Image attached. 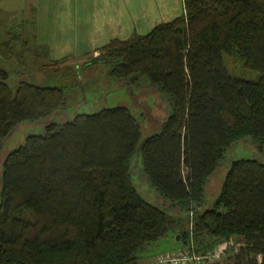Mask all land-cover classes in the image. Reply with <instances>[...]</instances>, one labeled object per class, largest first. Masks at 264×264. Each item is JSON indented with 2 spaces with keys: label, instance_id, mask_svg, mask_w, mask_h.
Listing matches in <instances>:
<instances>
[{
  "label": "trees",
  "instance_id": "trees-1",
  "mask_svg": "<svg viewBox=\"0 0 264 264\" xmlns=\"http://www.w3.org/2000/svg\"><path fill=\"white\" fill-rule=\"evenodd\" d=\"M95 51L85 66L104 64L107 77L124 84L143 78L169 112L144 137L124 106L78 113L47 121L7 151L0 264H137L145 246L168 232L195 254L232 239L234 264H264V161L229 160L211 206L199 210L230 144L247 138L264 150V0H182L179 16ZM224 54L255 79L228 75ZM9 75L0 66V140L21 121L66 108L61 87L24 77L8 84ZM134 158L176 213L137 193Z\"/></svg>",
  "mask_w": 264,
  "mask_h": 264
},
{
  "label": "rangeland",
  "instance_id": "rangeland-1",
  "mask_svg": "<svg viewBox=\"0 0 264 264\" xmlns=\"http://www.w3.org/2000/svg\"><path fill=\"white\" fill-rule=\"evenodd\" d=\"M33 22V0H0V66L10 68L8 84L12 78L24 77L27 81L41 86L61 87L67 105L63 111L55 112L44 119L16 124L10 134L0 140V165L7 151L20 143L25 135L42 133L47 121L60 123L75 114L91 113L99 108L117 105L126 107L137 119L141 137L157 129L168 114L169 105L164 95L154 86L149 85L143 78H139L134 84L118 82L107 77L104 64L85 66L84 62L88 60L86 56L66 58L53 64L50 54L33 42ZM222 64L232 78L253 80L256 77L255 72L244 69L238 61L225 54L222 56ZM235 158L264 161V150L257 149L247 138L230 144L216 170L205 183L199 210L211 206L228 161ZM131 184L149 203L162 209L167 206L168 202L158 196L142 173L139 158L131 160ZM165 209L170 214L176 213L175 209ZM183 227H187L185 217ZM176 235V232H168L146 245L137 264H154L157 256L176 252L181 248V242L175 240ZM227 244L226 247H232V251H222L217 258L203 263L234 264L233 254L239 244L232 239Z\"/></svg>",
  "mask_w": 264,
  "mask_h": 264
},
{
  "label": "crops",
  "instance_id": "crops-1",
  "mask_svg": "<svg viewBox=\"0 0 264 264\" xmlns=\"http://www.w3.org/2000/svg\"><path fill=\"white\" fill-rule=\"evenodd\" d=\"M181 13L182 0H33L32 37L51 61L83 58L111 39L144 34Z\"/></svg>",
  "mask_w": 264,
  "mask_h": 264
},
{
  "label": "built area",
  "instance_id": "built-area-1",
  "mask_svg": "<svg viewBox=\"0 0 264 264\" xmlns=\"http://www.w3.org/2000/svg\"><path fill=\"white\" fill-rule=\"evenodd\" d=\"M227 243H222L218 248L216 247L212 251L204 254H195L190 252L187 247H181L176 252L157 256L154 259V264H201L209 259H215L220 256L228 245Z\"/></svg>",
  "mask_w": 264,
  "mask_h": 264
},
{
  "label": "water",
  "instance_id": "water-1",
  "mask_svg": "<svg viewBox=\"0 0 264 264\" xmlns=\"http://www.w3.org/2000/svg\"><path fill=\"white\" fill-rule=\"evenodd\" d=\"M144 139H145V138H143V139L140 141L139 145L144 141ZM175 239H176V240L178 239V235L175 236Z\"/></svg>",
  "mask_w": 264,
  "mask_h": 264
}]
</instances>
